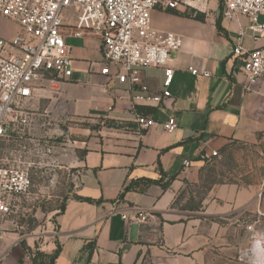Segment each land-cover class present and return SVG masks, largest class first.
<instances>
[{
	"label": "crops",
	"instance_id": "crops-1",
	"mask_svg": "<svg viewBox=\"0 0 264 264\" xmlns=\"http://www.w3.org/2000/svg\"><path fill=\"white\" fill-rule=\"evenodd\" d=\"M218 6L217 0H209L206 11L210 13L160 7L151 12L154 29L182 39L169 63L173 69L170 96L157 107L135 101L136 96H145L137 87L130 91L127 82L101 75L99 39L90 34L73 37L71 23H64L71 75L42 81L33 110L38 113L41 99V113L55 107L58 117L106 120L97 131H89L82 143L79 184L73 195L99 203L72 196L63 212L47 222L46 232L24 242L8 231V217H1L0 264H85L82 251L91 241L95 249L87 264H204L211 242L220 236L201 229L239 226L236 215L255 201L258 187L244 179L257 173L260 177L264 168V74L251 91L245 89L242 60L232 53L236 25L217 13ZM192 11L204 14L205 20L180 15ZM217 17L225 34L215 27ZM240 23L246 26L244 18ZM18 30L14 22L0 16V38L11 39ZM243 47L264 48V35L254 43L247 32ZM190 67L210 76L193 75ZM141 79L151 94L162 92L163 69L144 68ZM135 113L152 116L156 124L140 129ZM170 116L175 117L177 128L167 133L162 124ZM233 148L255 153L252 158L244 156L249 166L231 178L220 181L218 175L216 182H205L209 166L226 163ZM185 161L189 166H184ZM170 178L165 190L140 183L136 189L144 188L142 192L130 190L119 199L130 182L165 183ZM136 210L148 218L136 225L131 239L132 224L122 215L131 217ZM227 215L235 221L221 223L231 220Z\"/></svg>",
	"mask_w": 264,
	"mask_h": 264
},
{
	"label": "built area",
	"instance_id": "built-area-1",
	"mask_svg": "<svg viewBox=\"0 0 264 264\" xmlns=\"http://www.w3.org/2000/svg\"><path fill=\"white\" fill-rule=\"evenodd\" d=\"M217 2L222 6V18L236 25L232 53L242 60L245 89L251 91L264 74V48L246 50L243 42L247 32L254 43L264 35V0ZM208 3L209 0H0V16L19 29L11 39L0 38V140L29 131L34 115L47 116L46 112L36 114L33 110L42 81L53 82L71 75V49L62 32L65 22L71 23L68 27L73 37L90 34L99 39L101 75L127 82L130 91L137 87L145 96L134 100L157 107L170 96L173 69L169 63L180 50L182 39L154 29L151 12L157 7L205 12ZM240 18L246 20V26L241 25ZM144 68L163 69L160 94H151L142 81ZM188 70L196 76H210L192 67ZM134 122L145 130L156 124L152 116L142 113H135ZM176 128L174 116L162 124L167 133ZM184 166L189 162L185 161ZM31 186L29 167L0 162V218L15 213L16 203ZM147 218L139 210L131 217L122 215L132 225L144 223Z\"/></svg>",
	"mask_w": 264,
	"mask_h": 264
},
{
	"label": "rangeland",
	"instance_id": "rangeland-1",
	"mask_svg": "<svg viewBox=\"0 0 264 264\" xmlns=\"http://www.w3.org/2000/svg\"><path fill=\"white\" fill-rule=\"evenodd\" d=\"M217 13L220 14V10ZM56 112L58 110L53 107L45 117L34 115L29 131L0 140V162L29 167L32 186L16 203L15 213L8 217V231L16 233L23 242L46 232L47 222L53 220L67 199L74 195L81 172L77 162L82 158V143L89 131H97L106 124L104 118L89 121L64 115L58 117ZM254 154L233 148L226 163L209 166L205 182H216L218 175L220 181L223 177L236 176L238 170L249 166L244 156L252 158ZM261 172L260 177L257 173L244 179V183H257L258 187L255 201L236 215L235 219L241 221L238 227L201 229L206 234L220 236L219 240L214 237L211 242L204 264H264V168ZM231 217L227 215L225 218L231 220L221 223L235 221Z\"/></svg>",
	"mask_w": 264,
	"mask_h": 264
},
{
	"label": "trees",
	"instance_id": "trees-1",
	"mask_svg": "<svg viewBox=\"0 0 264 264\" xmlns=\"http://www.w3.org/2000/svg\"><path fill=\"white\" fill-rule=\"evenodd\" d=\"M218 10H220V16H221V13H222V6L221 4H219L218 6ZM167 11H171L169 9H167ZM179 14V13H178ZM182 16H186V17H189L191 19H194V20H197V21H201L203 22L205 20V15L202 14V13H198L196 11H192L190 14H180ZM215 27L217 29V31L221 34H225L224 32V29L222 28L221 26V21H220V17H217L216 20H215ZM172 180V178L168 179L165 183H160L158 180H151V179H146V180H141L139 182H130L128 185H126L123 190L121 191V193L119 194V199L122 198L125 194V192H128L130 190H135V191H138V192H142L144 190V188H138L136 189V186L137 184H143L144 186H148V185H151V184H157L159 185L163 190H165L167 188V186L169 185L170 181ZM76 200H79V201H83V202H88V203H99V200L98 201H94V200H91V199H88V198H82V197H77V196H73ZM64 210V204L63 206L59 209L58 213H62ZM95 249V242L94 241H91L89 242L85 248L83 249L82 253L84 254L85 256V262L88 263L91 259V256L93 254V251ZM57 256V251L54 253V257Z\"/></svg>",
	"mask_w": 264,
	"mask_h": 264
},
{
	"label": "water",
	"instance_id": "water-1",
	"mask_svg": "<svg viewBox=\"0 0 264 264\" xmlns=\"http://www.w3.org/2000/svg\"><path fill=\"white\" fill-rule=\"evenodd\" d=\"M136 231H137V226L136 225H132L131 226V239L134 238Z\"/></svg>",
	"mask_w": 264,
	"mask_h": 264
}]
</instances>
